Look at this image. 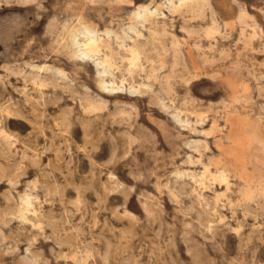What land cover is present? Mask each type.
I'll list each match as a JSON object with an SVG mask.
<instances>
[{"label": "rangeland", "instance_id": "1", "mask_svg": "<svg viewBox=\"0 0 264 264\" xmlns=\"http://www.w3.org/2000/svg\"><path fill=\"white\" fill-rule=\"evenodd\" d=\"M185 1L0 0V264H264V0Z\"/></svg>", "mask_w": 264, "mask_h": 264}, {"label": "bare ground", "instance_id": "2", "mask_svg": "<svg viewBox=\"0 0 264 264\" xmlns=\"http://www.w3.org/2000/svg\"><path fill=\"white\" fill-rule=\"evenodd\" d=\"M169 1H173L174 2V0H169ZM184 2H186L185 0H183ZM189 1V0H188ZM178 7V6H177ZM156 11V9H154V10H151L150 8H149V6H144V5H142V6H138L137 7V9L135 10V12H134V15L135 16H137V17H140V16H142V15H147V14H152V13H154ZM107 33H109V32H107ZM86 34L88 35V41H86V40H84V41H80L79 40V38H78V36H76V34H74L73 36V45L76 47V51H77V53L80 55V56H82V57H88V58H93L92 57V52H93V48L94 47H98V43H99V40H100V37L98 36V34H97V32L96 31H90V30H87L86 31ZM83 35L84 36H86L85 35V33H83ZM178 39V38H177ZM153 44V43H152ZM94 60V59H93ZM108 60L107 59H101V58H99V57H97L96 59H95V64H96V66L98 67V75H99V84H100V86L103 88V89H105V90H107V91H109V92H111V91H115V90H117V89H123L124 90V86H123V84H122V86L120 87V86H115V80L114 81H107L106 79H105V74H107V72H108V69L110 70V68H107L108 67V65L106 66V62H107ZM109 73H111V72H109ZM109 75V74H108ZM111 75V74H110ZM113 78V77H112ZM52 85V84H51ZM72 85V84H71ZM53 86V85H52ZM38 87V86H37ZM134 86H129L128 87V90H132V91H135L136 89L134 88ZM41 98V97H40ZM43 98V97H42ZM55 99V98H54ZM53 99V100H54ZM61 99V98H60ZM31 100V99H30ZM56 100H57V98H56ZM90 100V99H89ZM50 101V100H49ZM45 102V101H44ZM83 102H84V100H83ZM28 103V102H27ZM81 105V104H80ZM85 106V105H84ZM43 107V106H42ZM65 110V109H64ZM35 112V111H34ZM107 117V116H106ZM111 119V118H110ZM85 120V119H84ZM66 123V122H65ZM96 123H98V122H96ZM101 126V125H100ZM103 130V129H102ZM88 131H89V129H88ZM250 134V133H249ZM258 137V136H257ZM63 138V137H62ZM254 138V137H253ZM256 138V137H255ZM254 138V139H255ZM107 165V164H106ZM26 196V195H25ZM23 198V197H22ZM25 198V197H24ZM23 202H25L26 204H29V199H24V201Z\"/></svg>", "mask_w": 264, "mask_h": 264}]
</instances>
